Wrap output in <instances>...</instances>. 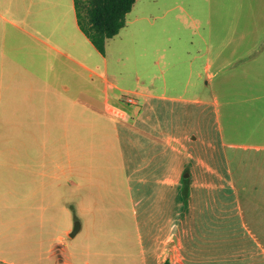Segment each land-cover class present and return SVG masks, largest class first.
Instances as JSON below:
<instances>
[{"label": "crops", "instance_id": "1", "mask_svg": "<svg viewBox=\"0 0 264 264\" xmlns=\"http://www.w3.org/2000/svg\"><path fill=\"white\" fill-rule=\"evenodd\" d=\"M18 3L24 24L8 15ZM0 18L38 40L30 45L40 54L36 61L22 62L32 70L21 81L22 128L54 130L52 144L23 142L20 160L0 159V188L22 198V205L0 206L1 261L110 264L113 252L75 248L70 239L85 224L68 214L109 204L123 215L128 203L134 232L125 236L136 244L140 264H264V243L249 227L229 160L216 157L209 141V102L194 71L180 82L173 66H160L163 87H155L156 73L139 87L123 84L119 68L111 79L108 50L103 54L81 29L74 0H0ZM250 28L251 36H263L264 17ZM220 48L204 71L222 66ZM17 112L9 108L6 117ZM119 221L96 215L86 225L108 236ZM122 250L125 260H136L130 247Z\"/></svg>", "mask_w": 264, "mask_h": 264}, {"label": "rangeland", "instance_id": "2", "mask_svg": "<svg viewBox=\"0 0 264 264\" xmlns=\"http://www.w3.org/2000/svg\"><path fill=\"white\" fill-rule=\"evenodd\" d=\"M24 10L19 4L18 12L12 9L8 15L14 22L24 24L21 18ZM263 17L264 0H137L127 14L125 27L108 40L106 49L109 77L116 76L119 68V73L123 70L120 77L125 85H150L151 76L156 73L155 87H163L164 73L160 66L165 68L166 64L180 74V82L187 81L194 71L197 90L209 102L206 108L210 115L205 120L207 130L212 131L209 141L215 142L216 157L225 156L229 160L249 227L264 243V35L249 33L251 20L255 23ZM37 44L35 37L22 34L14 23L0 18V159L5 163L6 159H21L23 142L52 144L54 140L53 128L21 125V81L23 73L32 74L22 62L36 61L40 54L30 45ZM219 48L222 66L214 65L210 71H204L208 56ZM198 71H204L205 76H198ZM211 72L215 75L208 84L206 78ZM136 73L141 80H136ZM30 101L40 104L36 99ZM9 108L17 109L20 116L7 118ZM26 119L31 121V116ZM2 167L6 170L5 165ZM15 174L19 176V172ZM3 191L0 188V206H16L13 202L18 201L22 205L21 197ZM106 205L109 204L96 213L68 214L72 221L78 214L77 220L85 224L70 240L77 244L78 250L101 247L105 251L103 256L113 252L110 264H140L136 244L125 236L134 232L129 204L124 206L123 215L112 205ZM96 215L98 221L115 224L120 220L122 226L117 224V230L108 229V236H95L98 230L88 229L86 223ZM126 246L134 252L136 260H125L122 247ZM37 255L35 251L33 257Z\"/></svg>", "mask_w": 264, "mask_h": 264}, {"label": "trees", "instance_id": "3", "mask_svg": "<svg viewBox=\"0 0 264 264\" xmlns=\"http://www.w3.org/2000/svg\"><path fill=\"white\" fill-rule=\"evenodd\" d=\"M78 23L93 44L103 53L110 38L119 34L127 14L137 0H74ZM0 264H6L0 260Z\"/></svg>", "mask_w": 264, "mask_h": 264}, {"label": "built area", "instance_id": "4", "mask_svg": "<svg viewBox=\"0 0 264 264\" xmlns=\"http://www.w3.org/2000/svg\"><path fill=\"white\" fill-rule=\"evenodd\" d=\"M127 99L129 102H134V97H132V96H128Z\"/></svg>", "mask_w": 264, "mask_h": 264}, {"label": "water", "instance_id": "5", "mask_svg": "<svg viewBox=\"0 0 264 264\" xmlns=\"http://www.w3.org/2000/svg\"><path fill=\"white\" fill-rule=\"evenodd\" d=\"M75 230H77V228H75Z\"/></svg>", "mask_w": 264, "mask_h": 264}]
</instances>
